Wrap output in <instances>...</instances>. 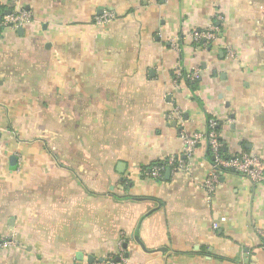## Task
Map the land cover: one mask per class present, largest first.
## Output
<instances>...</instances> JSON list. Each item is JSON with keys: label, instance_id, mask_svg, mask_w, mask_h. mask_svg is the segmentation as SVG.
Returning <instances> with one entry per match:
<instances>
[{"label": "crops", "instance_id": "crops-1", "mask_svg": "<svg viewBox=\"0 0 264 264\" xmlns=\"http://www.w3.org/2000/svg\"><path fill=\"white\" fill-rule=\"evenodd\" d=\"M0 4L32 16L0 33V264H264V182L227 173L210 197L205 144L150 172L209 119L228 156L264 160V0ZM211 26V46L190 38Z\"/></svg>", "mask_w": 264, "mask_h": 264}, {"label": "built area", "instance_id": "built-area-1", "mask_svg": "<svg viewBox=\"0 0 264 264\" xmlns=\"http://www.w3.org/2000/svg\"><path fill=\"white\" fill-rule=\"evenodd\" d=\"M32 19L31 13L24 9L13 10L10 13L4 11L0 4V33L6 28H20L28 24ZM117 14L114 10L106 9L99 15L94 17V24L98 27H106L112 22L116 21ZM220 31L218 27L211 26L207 30H193L190 33V38L197 44L203 46H211L218 41ZM227 53L234 56V52L230 47H227ZM176 83L190 81L192 83L198 82L201 78L199 71L184 73L178 71L175 75ZM177 115L179 113L177 112ZM175 115V116H177ZM173 118V116H170ZM219 123L215 119H209L206 132H196L193 135H183L184 150L183 155L179 157L170 158L165 165L156 164L152 166L150 172L153 178L157 179L161 173L170 168L174 172H188V160L191 159L197 149L204 144L208 146L210 155L212 157V170L204 181V188L210 197L216 192L220 179L227 173L237 174L251 181L253 184H260L264 182V160L256 154H242L237 156H225L223 148L224 142L221 139L220 133L216 130ZM225 219L223 218L222 221ZM214 229H218V224L214 225ZM264 237V232L262 233ZM13 240L0 238V250L14 246ZM120 258L125 261L124 249L119 248ZM86 264H114L112 258L102 260H94Z\"/></svg>", "mask_w": 264, "mask_h": 264}, {"label": "trees", "instance_id": "trees-1", "mask_svg": "<svg viewBox=\"0 0 264 264\" xmlns=\"http://www.w3.org/2000/svg\"><path fill=\"white\" fill-rule=\"evenodd\" d=\"M186 84H187V86L190 87L194 92L197 90V84H198V82L192 83V82H190V81H186ZM219 127H220V125H218V127L216 128V130L220 133V131H219ZM223 153H224L225 156H228V154H227L225 148H223ZM211 159H212V157H211Z\"/></svg>", "mask_w": 264, "mask_h": 264}, {"label": "water", "instance_id": "water-1", "mask_svg": "<svg viewBox=\"0 0 264 264\" xmlns=\"http://www.w3.org/2000/svg\"><path fill=\"white\" fill-rule=\"evenodd\" d=\"M94 258L93 257H90L89 258V263L93 262Z\"/></svg>", "mask_w": 264, "mask_h": 264}]
</instances>
